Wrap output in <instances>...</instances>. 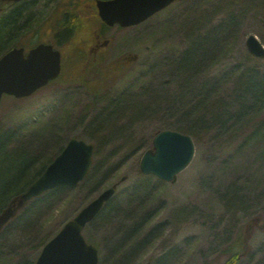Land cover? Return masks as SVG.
<instances>
[{"label": "rangeland", "instance_id": "374dc122", "mask_svg": "<svg viewBox=\"0 0 264 264\" xmlns=\"http://www.w3.org/2000/svg\"><path fill=\"white\" fill-rule=\"evenodd\" d=\"M32 6L46 25L44 39H52L47 20L62 0ZM85 20L94 27L93 16ZM72 33L59 45L65 54L88 35ZM249 35L264 46V0H178L140 24L104 32L112 46L105 60H90L86 69L80 61L66 64L63 76L32 95L4 97L7 149L51 158L75 137L94 153L76 185L31 198L0 226V255L8 263L34 261L42 239L116 183L83 229L98 248V264H223L227 246L247 230L236 264H264V228L248 227L254 218L264 222V91L243 87L249 76L264 86V55L248 50ZM124 54L135 60L114 76L98 75ZM76 73L82 82L68 79ZM162 129L188 134L194 146L170 181L139 167Z\"/></svg>", "mask_w": 264, "mask_h": 264}, {"label": "water", "instance_id": "95a60500", "mask_svg": "<svg viewBox=\"0 0 264 264\" xmlns=\"http://www.w3.org/2000/svg\"><path fill=\"white\" fill-rule=\"evenodd\" d=\"M174 0H97L100 17L109 25L129 26L140 23ZM247 47L255 55H264V48L255 36L247 38ZM59 52L50 44L40 43L24 54L23 48H12L0 57V100L3 94L28 96L59 73ZM153 150L141 157L140 169L159 178L173 179L193 156L194 146L189 135L164 129L153 138ZM93 145L71 138L31 183L11 207L0 215V226L26 200L43 191L61 185L74 186L88 171ZM113 188H107L84 206L78 214L42 247L34 264H97V248L87 243L82 229L104 201L110 198Z\"/></svg>", "mask_w": 264, "mask_h": 264}, {"label": "trees", "instance_id": "16d2710c", "mask_svg": "<svg viewBox=\"0 0 264 264\" xmlns=\"http://www.w3.org/2000/svg\"><path fill=\"white\" fill-rule=\"evenodd\" d=\"M35 4H37V0H22L16 3L10 11H7L4 2L0 0V54L12 45L32 39V36L27 37L28 31L33 32L34 35L40 34L37 15L34 14L32 6ZM247 78L243 87L249 84L252 90L257 88L260 92L264 91V86L258 80L252 76ZM10 139H12V133L0 135V215L12 206V201L20 196L22 191L40 175L46 164L52 159V157L45 158L44 156L34 157L27 154L25 149L9 150L6 147L10 143ZM252 226L264 228V222L260 223L254 218L248 223V227ZM248 232L249 230L246 233L247 237ZM247 237L237 238L227 246L225 250L229 252V257L223 264H236L239 255L244 251ZM42 240L40 241L41 245L45 242ZM125 261L126 258H122L116 264ZM0 264H33V261L8 263L0 255Z\"/></svg>", "mask_w": 264, "mask_h": 264}, {"label": "flooded vegetation", "instance_id": "af4514ba", "mask_svg": "<svg viewBox=\"0 0 264 264\" xmlns=\"http://www.w3.org/2000/svg\"><path fill=\"white\" fill-rule=\"evenodd\" d=\"M83 6H88V8L84 11L87 13V15H89L90 12L94 15L97 14L95 5L93 6V4L88 3L85 4L82 0H62V6H56L62 20L63 15L65 17L67 16L64 24V34L61 37H70L73 34L72 32L77 28H81L82 30L85 29V32L88 33L86 38H78L73 42L71 47L66 48L67 55L64 56L61 52V72L63 70L64 60L66 61V64L73 63V65L80 61L83 63L81 68L86 69L87 66H89L90 60L95 61V59L98 58L105 60V58H108L110 55V41L108 39L102 38L99 27L95 25L94 27H91L93 24L90 21L85 20L84 15L78 12L82 10ZM101 26H103V24H101ZM51 28L52 27L49 28V31ZM128 59H130V57H128L126 54L120 56L121 62H125Z\"/></svg>", "mask_w": 264, "mask_h": 264}, {"label": "bare ground", "instance_id": "6f19581e", "mask_svg": "<svg viewBox=\"0 0 264 264\" xmlns=\"http://www.w3.org/2000/svg\"><path fill=\"white\" fill-rule=\"evenodd\" d=\"M26 188H27V187H26ZM26 188H25V189H26ZM25 189H24V190H25ZM24 190H23V191H24Z\"/></svg>", "mask_w": 264, "mask_h": 264}]
</instances>
